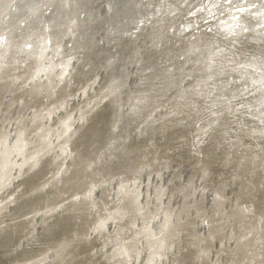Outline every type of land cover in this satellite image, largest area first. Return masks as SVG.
Instances as JSON below:
<instances>
[{"label": "bare ground", "instance_id": "bare-ground-1", "mask_svg": "<svg viewBox=\"0 0 264 264\" xmlns=\"http://www.w3.org/2000/svg\"><path fill=\"white\" fill-rule=\"evenodd\" d=\"M258 240L264 0H0V264H246Z\"/></svg>", "mask_w": 264, "mask_h": 264}, {"label": "clouds", "instance_id": "clouds-1", "mask_svg": "<svg viewBox=\"0 0 264 264\" xmlns=\"http://www.w3.org/2000/svg\"><path fill=\"white\" fill-rule=\"evenodd\" d=\"M257 244L259 247L253 245L245 257L246 264H264V243L258 240Z\"/></svg>", "mask_w": 264, "mask_h": 264}, {"label": "rangeland", "instance_id": "rangeland-1", "mask_svg": "<svg viewBox=\"0 0 264 264\" xmlns=\"http://www.w3.org/2000/svg\"><path fill=\"white\" fill-rule=\"evenodd\" d=\"M218 68H219V66H218Z\"/></svg>", "mask_w": 264, "mask_h": 264}]
</instances>
